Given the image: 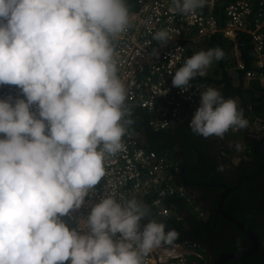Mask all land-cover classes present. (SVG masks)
<instances>
[{
    "label": "clouds",
    "instance_id": "clouds-1",
    "mask_svg": "<svg viewBox=\"0 0 264 264\" xmlns=\"http://www.w3.org/2000/svg\"><path fill=\"white\" fill-rule=\"evenodd\" d=\"M205 4L172 0L181 15ZM130 24L126 0H0V85H14L24 97L0 100V264H143L176 241L178 233L156 219L141 226L150 210L135 198H102L80 225L87 232L61 219L100 183L105 159L124 150L132 121L114 42ZM168 39L164 30L153 35ZM224 55L219 47L195 53L172 86L188 91ZM219 89L200 93L189 124L194 134L222 139L247 128L236 101Z\"/></svg>",
    "mask_w": 264,
    "mask_h": 264
},
{
    "label": "built area",
    "instance_id": "built-area-1",
    "mask_svg": "<svg viewBox=\"0 0 264 264\" xmlns=\"http://www.w3.org/2000/svg\"><path fill=\"white\" fill-rule=\"evenodd\" d=\"M215 3L216 0H206L205 7L194 15H181L174 11L172 0H126L131 24L114 44L117 75L127 93L126 119L132 123L126 125L122 137L124 150L105 159V175L100 183L90 190L79 209L61 218L70 229L87 232V228L80 227L81 223L107 195L120 200L146 199L145 205L153 215L170 218L179 225L185 224L187 211L199 220L207 218V212L194 200L191 188L176 183L178 162L167 151L156 153L144 147L138 129L133 131L132 125L138 128L144 124L153 132H164L180 124L190 127L200 104V93L209 86L194 80L190 81L192 87L182 92L172 86V76L184 65L189 51L198 53L216 36L232 43L241 35L250 39L253 70H247L238 59L237 45L232 48L233 70L238 76L242 74L248 86L257 82L264 94V0H233L220 11H216ZM161 30L170 38L165 43L153 40V35ZM9 97L24 99L16 86L0 85V100ZM245 109L249 112L247 117L243 113L248 125L256 122L252 129L260 133L263 127L258 126L261 121L253 116L252 105H246ZM31 111L35 113L36 107L32 106ZM245 129H230L222 139L214 136L213 139L235 144L237 135ZM234 152L241 161L251 157V149L247 147H234ZM202 255L198 242L184 239L171 245L162 244L143 258V264H197Z\"/></svg>",
    "mask_w": 264,
    "mask_h": 264
},
{
    "label": "trees",
    "instance_id": "trees-1",
    "mask_svg": "<svg viewBox=\"0 0 264 264\" xmlns=\"http://www.w3.org/2000/svg\"><path fill=\"white\" fill-rule=\"evenodd\" d=\"M233 0H216L215 9L220 11L225 3ZM237 45L238 59L242 61L246 69L253 70V61L250 56L252 45L250 39L246 35H241L237 38V41L232 43L224 40L223 38L216 36L208 41L201 50H207L209 48L219 47L223 49L225 55L224 58L218 62H215L210 68L208 75L203 77L197 76L194 80H198L199 83H203L208 86H220V91L226 99H234L240 108H242L244 115L247 117L249 112L245 109L246 105H252V111L256 115H259L263 111L264 107V95L263 90L260 89L257 82H250L248 88L243 86L242 74L239 73V82L234 85L231 78L227 75L226 66L228 62L234 65L235 60L227 57L229 50L231 51ZM200 50V51H201ZM194 55L189 51L187 59ZM233 56V54H232ZM253 90L258 91L260 98L253 97ZM135 129L136 126L132 125ZM147 149L155 151L156 153L171 152L174 147L184 148L186 152L192 153L197 159V166L195 173L189 170L190 174L186 175V182L190 184L191 189H204L207 192L215 193V207L212 211H207V218L205 220H199L196 216L187 211L188 216L184 225L176 224L172 219H161L152 214L150 210V216L141 220V226L147 224L149 219H156L158 222L165 224V231L175 230L178 233L176 241L181 242L185 238L194 239L201 243L209 244V236L217 234L221 224H228L233 230V235L218 249L220 252H237L247 250L251 247L248 239L243 233L234 225L221 216L216 214V204L219 200L221 189L212 184L224 183L226 185L233 186L240 177L245 176L239 187L230 192L223 201V210L246 226L252 231L259 241L264 242V228L256 221V217L264 216V152L257 151L251 153L254 165L251 167L246 166V162H242L237 170H235V180L233 183L224 181L222 178L214 174L216 167L209 160L206 154L207 147L209 146L200 135H196L192 132L191 128L187 124H180L173 129H168L165 132H153L146 126L145 132ZM204 161L203 166L199 167ZM188 164V163H187ZM192 166V165H191ZM177 184L181 183V180L176 181ZM248 198L258 202L259 215L256 217L253 215L252 203ZM146 203V199L143 201ZM180 205V204H178ZM181 206V205H180ZM204 210V209H203ZM217 254V253H215ZM259 251L257 254L238 259L227 260L224 264H245L247 262H253L258 259Z\"/></svg>",
    "mask_w": 264,
    "mask_h": 264
},
{
    "label": "flooded vegetation",
    "instance_id": "flooded-vegetation-1",
    "mask_svg": "<svg viewBox=\"0 0 264 264\" xmlns=\"http://www.w3.org/2000/svg\"><path fill=\"white\" fill-rule=\"evenodd\" d=\"M175 127L177 126H173L171 129ZM137 129L140 133V126ZM201 137L209 145L207 147L206 154L209 160L216 167V169L214 170V174L222 178L226 182L233 183L235 180V175H236L235 170L237 169L235 167L230 166L223 156L222 151L224 149H227L226 142L222 140L220 141L217 139H213V137H208V138H204L203 136ZM140 140H141V133H140ZM141 142L142 144H144L143 146L147 148V145H145V143L142 140ZM250 142L252 144L251 153L252 152L256 153L257 151L264 152V140H262L259 144L257 143L256 140H252ZM255 145H257L256 151L253 150V147ZM168 153L170 154V152ZM171 153L174 156L175 160H177L176 162H178L179 164V173L176 176V181L178 180L186 181V175L190 173L189 170L192 169L191 172L195 171V168L198 163L196 157L192 153L186 152L184 148H181L179 146L174 147V149L171 150ZM249 160H250L249 162H246L247 167H251L252 165H254L252 157H250ZM203 164H204V161H202L199 167L203 166ZM182 170H183V173H182ZM194 173H190V174H194ZM191 190H192V196L194 200L197 202L198 205H200L202 209L207 210V211H212L214 209L215 193L207 192L204 189H191ZM248 200L250 203H252V207L254 208V210H252V213L256 217L257 215L260 214L258 211V202L254 201L251 198H248ZM256 221L259 223L260 226L264 228V216L256 217ZM232 235H233V230L231 226L224 223L220 225L217 234L214 233L209 236V240H210L209 244H206V243L204 244V243H201L200 241H196L198 242V244H200L201 249H202V254H203L202 259L198 261L197 264H213L215 257L223 253V252H220L218 248L222 247L223 244L227 242L228 239H230ZM185 239H189V238H185ZM190 240L195 241L194 239H190ZM258 251H259L258 259L254 260L253 262H247L245 264H264V242H262V246L258 249ZM258 251L255 254H257Z\"/></svg>",
    "mask_w": 264,
    "mask_h": 264
},
{
    "label": "water",
    "instance_id": "water-1",
    "mask_svg": "<svg viewBox=\"0 0 264 264\" xmlns=\"http://www.w3.org/2000/svg\"><path fill=\"white\" fill-rule=\"evenodd\" d=\"M145 131H146L145 125L141 124L140 126L141 140L145 143V145H147ZM262 140H264V138H261L257 143L259 144ZM256 146L257 145L253 147L254 151H256ZM182 173H183V170H182ZM244 178L246 177L245 176L240 177L235 183V185L233 186L226 185L224 183L212 184L211 186H216L222 190L219 200L216 204V214L221 216L223 219L227 220L228 222L232 223L234 226H236L243 233V235L248 239V241L251 244V247L243 251L222 253L218 255L217 257H215L213 264H224L227 260H230V259L250 257L254 255L258 251V249L262 246V242L258 240L257 236L252 231H250L246 226H244L242 223H240L239 221H237L236 219L228 215L223 210L224 199L227 197V195L230 192L235 191L239 187L241 181ZM181 184L190 187V184L187 183L185 180H181Z\"/></svg>",
    "mask_w": 264,
    "mask_h": 264
},
{
    "label": "crops",
    "instance_id": "crops-1",
    "mask_svg": "<svg viewBox=\"0 0 264 264\" xmlns=\"http://www.w3.org/2000/svg\"><path fill=\"white\" fill-rule=\"evenodd\" d=\"M236 50H237V48H236ZM233 52L234 51L232 49L231 50V54ZM231 75H232V82H233L234 85H236L238 83V74L234 71V72H231ZM244 85L248 86L245 83H244ZM252 92H253V97L254 98H257L258 99V98L261 97V96H259L258 91L253 90ZM262 95H264L263 92H262ZM253 116L256 118V121H258V120L264 121V107H263V111L259 115H256L255 114ZM253 125L254 126H257V123L255 122ZM253 125L252 124H249L247 129L242 130V132H241L242 134L240 133V134L237 135V140L235 141V144H234L235 146L233 145V147H236V145H240V147H247V148L251 149L252 144H251L250 141L256 140L258 142L261 138H264V126H263V130H261L260 133H257V131L254 132V130L252 129V126ZM258 126H259V124H258ZM222 141H224V140H222ZM230 143L231 142H229V144ZM226 144L228 146V142H226ZM233 152H234V150H233ZM233 152L231 150L228 151V148L227 149H224L222 151L224 158L228 156L227 158H225V160L228 162V164L230 166L235 167L236 169H238L239 166L241 165V163H239L241 161L240 160V156H238L237 154L233 155L232 154ZM170 158L172 160H174V161H177V160H175V158H174V156L172 155L171 152H170ZM249 161L250 160H248L247 162H249Z\"/></svg>",
    "mask_w": 264,
    "mask_h": 264
},
{
    "label": "rangeland",
    "instance_id": "rangeland-1",
    "mask_svg": "<svg viewBox=\"0 0 264 264\" xmlns=\"http://www.w3.org/2000/svg\"><path fill=\"white\" fill-rule=\"evenodd\" d=\"M261 125H263V123H260V124H259V126H261ZM132 130L134 131V130H135V128H134V127H132ZM241 134H242V133H241ZM233 145H234V144H231V143L229 144V143H228V146H227V148H228V151H230V150H231V151L233 152V148H232V147H233ZM225 154H226V153H225ZM232 154L234 155V153H232ZM227 157H228V156H227ZM227 157H225V158H227ZM233 159H234V158H233Z\"/></svg>",
    "mask_w": 264,
    "mask_h": 264
},
{
    "label": "bare ground",
    "instance_id": "bare-ground-1",
    "mask_svg": "<svg viewBox=\"0 0 264 264\" xmlns=\"http://www.w3.org/2000/svg\"><path fill=\"white\" fill-rule=\"evenodd\" d=\"M144 145V144H143Z\"/></svg>",
    "mask_w": 264,
    "mask_h": 264
}]
</instances>
